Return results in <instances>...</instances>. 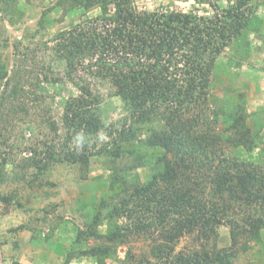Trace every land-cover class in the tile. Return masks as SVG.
<instances>
[{
  "label": "rangeland",
  "instance_id": "rangeland-1",
  "mask_svg": "<svg viewBox=\"0 0 264 264\" xmlns=\"http://www.w3.org/2000/svg\"><path fill=\"white\" fill-rule=\"evenodd\" d=\"M131 2L140 10L212 15L236 0ZM247 8L250 23L218 56L208 103L202 111L210 120H214V111L221 113L211 125L225 139L223 147L228 156L264 167V0H249ZM100 14L99 6L84 10L70 0H0V69L5 63L8 73L0 81V264H64L71 252L75 254L70 264H98L96 257L77 252L100 243L88 228L103 200L102 221L95 228L107 232L111 200L105 191L114 169L121 166L132 184L150 180L159 166L155 157L145 158L137 152L145 153L140 140L161 129L164 121L134 123L113 86L92 76L88 59L80 62L72 78L90 83L94 93L101 96L105 126L89 139L85 132L75 133L64 125V107L80 89L67 75L68 63L57 53L53 39L80 20ZM238 112L246 118L253 143L238 146L228 140V122ZM132 128L138 139L136 153L126 152L115 163L111 155L96 153L104 145L109 150H114L115 144L128 146L120 134H131ZM87 139L86 149L83 142ZM74 153L78 160H69ZM83 155L87 161L80 159ZM33 157L40 159V165L50 157L55 160L39 172L36 166H26ZM236 217L234 213L224 219L208 239H198L194 233L174 243L165 240L169 245L163 257L153 251V246L164 239L155 225L147 232L124 229L129 236L116 247L108 264H181L175 263L176 256L196 251L206 252L208 260L221 255L224 264H264V228L260 239L246 235L233 244L228 220ZM128 222L126 217L119 219L121 225ZM80 231L86 232L81 241L77 239Z\"/></svg>",
  "mask_w": 264,
  "mask_h": 264
},
{
  "label": "trees",
  "instance_id": "trees-1",
  "mask_svg": "<svg viewBox=\"0 0 264 264\" xmlns=\"http://www.w3.org/2000/svg\"><path fill=\"white\" fill-rule=\"evenodd\" d=\"M70 1L84 10L99 6L101 14L80 20L54 36L57 53L68 63L67 75L80 89V94L71 97L64 107V125L75 133L85 132L89 139L105 126L101 96L94 93L90 83L72 78V72L86 59L92 76L113 86L128 115L135 118L134 123L164 121L161 129L140 140L145 153L137 152L145 158H156L159 166L151 179L131 184L121 166L114 169L105 191L111 200L107 232L95 228L102 221L103 200L94 224L88 228L90 235L101 241L77 253L96 257L98 264H108L116 247L129 236L124 229L147 232L155 225L164 239L153 246V251L163 257L169 245L165 240L174 243L194 233L198 239H208L234 213L237 217L228 220L233 244L246 235L260 239L264 228V167L228 156L223 147L225 139L211 125L221 113L214 111V120H210L202 111L208 103L218 56L250 23L249 0H236L212 15L140 10L131 0ZM7 74L5 63H1L0 81ZM11 93L16 95L15 91ZM135 132L134 128L131 134L121 132L128 146L115 144L114 150H109L104 145L96 153L111 155L113 163L126 152L136 153ZM249 132L245 116L241 112L233 115L228 122V140L238 146L253 143ZM89 139L83 142L86 149ZM74 156L69 160H78ZM80 159L87 161L85 155ZM54 160L50 157L40 165V159L33 157L26 166H36L41 172ZM122 217L129 221L126 225L119 223ZM83 233H78L79 241ZM74 254L69 253L64 264H70ZM180 254L175 263L224 264L221 255L208 260L206 252Z\"/></svg>",
  "mask_w": 264,
  "mask_h": 264
}]
</instances>
